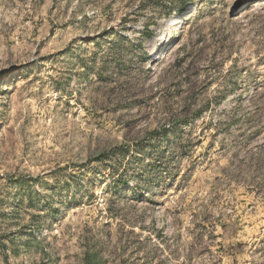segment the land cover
I'll return each mask as SVG.
<instances>
[{"label": "rangeland", "instance_id": "obj_1", "mask_svg": "<svg viewBox=\"0 0 264 264\" xmlns=\"http://www.w3.org/2000/svg\"><path fill=\"white\" fill-rule=\"evenodd\" d=\"M0 264H264V0H0Z\"/></svg>", "mask_w": 264, "mask_h": 264}, {"label": "bare ground", "instance_id": "obj_2", "mask_svg": "<svg viewBox=\"0 0 264 264\" xmlns=\"http://www.w3.org/2000/svg\"><path fill=\"white\" fill-rule=\"evenodd\" d=\"M193 9L196 10V9L194 8V6H190V10H189V12H191V10L193 11ZM187 11H188V10H187ZM187 11L184 12V14L186 13V15H184V16H189V14H191V13H189V12H187ZM184 16L181 15V14H179V15L172 16V17H170V18H167V19L163 20L162 23H161V26H160L159 30H162V29H166V30H167V28H169L170 26H172V25H176L179 21L182 20V18H183ZM162 31H163V30H162ZM164 31H165V30H164ZM160 34H161V33H160ZM162 34H163V33H162ZM153 41H155V39H154Z\"/></svg>", "mask_w": 264, "mask_h": 264}]
</instances>
